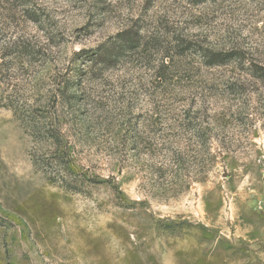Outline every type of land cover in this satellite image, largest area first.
Segmentation results:
<instances>
[{
	"label": "rangeland",
	"instance_id": "rangeland-1",
	"mask_svg": "<svg viewBox=\"0 0 264 264\" xmlns=\"http://www.w3.org/2000/svg\"><path fill=\"white\" fill-rule=\"evenodd\" d=\"M128 29L136 54L85 59ZM15 38L45 59L0 67V264H264V0H0Z\"/></svg>",
	"mask_w": 264,
	"mask_h": 264
},
{
	"label": "trees",
	"instance_id": "trees-1",
	"mask_svg": "<svg viewBox=\"0 0 264 264\" xmlns=\"http://www.w3.org/2000/svg\"><path fill=\"white\" fill-rule=\"evenodd\" d=\"M212 0H191L192 5H200L206 2H209ZM35 11L25 10L23 11V14H31L35 15ZM28 17V16H27ZM29 21L32 23H36L37 19H33V16L30 18L28 17ZM142 36L140 35V29H128L120 32L116 35L115 41L111 46L106 47L105 49L103 47L96 50L94 53H92L91 56L86 55L85 59L87 61L94 62L95 64H100L107 66L108 63H114L117 62L119 59H121L122 55L124 53H134L136 52L141 43ZM185 43L181 42L173 46V49H184V52L192 50L191 45L184 46ZM7 52L5 54L0 53V67L4 68L5 61L7 58H14L20 57L24 58L23 60L29 61V62H36L40 61L41 59H45V54L42 53L41 46H38L37 43H33L32 41L28 39H19L15 38L14 41L9 42L6 46ZM136 54V53H134ZM183 54V53H182ZM177 56H179L178 53H176ZM167 54L163 56V58H168ZM200 58L203 61V65L208 68H214L221 65H224L228 63L229 61H232L233 59L237 58L236 54L233 53H224V52H204L200 54ZM166 68V67H165ZM166 69H163V65L160 66L158 75L156 77L163 78L161 76V72L165 71ZM250 77L253 79L260 81L261 83H264V65H255L251 68ZM66 80L65 85L66 88L68 86V83L70 84V81ZM75 98V97H73ZM188 114L185 113V116ZM28 127H24V132L32 138L33 141H39V139H42L44 141L52 142V144L57 148L58 151H61V153H67L69 154V151L71 149V146L68 144V142L64 139V135L57 129H55L54 125L47 124V126L39 124L38 121L35 120H29ZM194 131H202L201 126L197 129L193 127ZM64 155V154H63ZM191 157V156H190ZM63 157L58 158V164L60 162V165H63V170L66 173L74 174L75 173V166L73 165L72 161H64L62 160ZM174 163L178 164V161H175ZM34 166H36V163H33ZM177 166V165H176ZM180 170V168H179ZM76 174V173H75ZM92 183L94 184H102V183H109L107 181H100V180H92Z\"/></svg>",
	"mask_w": 264,
	"mask_h": 264
},
{
	"label": "built area",
	"instance_id": "built-area-1",
	"mask_svg": "<svg viewBox=\"0 0 264 264\" xmlns=\"http://www.w3.org/2000/svg\"><path fill=\"white\" fill-rule=\"evenodd\" d=\"M258 204H259V209L264 213V190Z\"/></svg>",
	"mask_w": 264,
	"mask_h": 264
}]
</instances>
